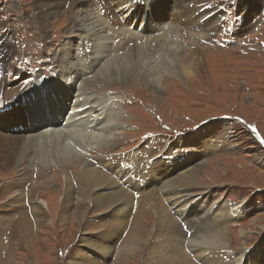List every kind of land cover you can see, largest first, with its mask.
<instances>
[{"label": "rangeland", "instance_id": "374dc122", "mask_svg": "<svg viewBox=\"0 0 264 264\" xmlns=\"http://www.w3.org/2000/svg\"><path fill=\"white\" fill-rule=\"evenodd\" d=\"M97 1L101 0H88L91 11H86L84 7L88 9V6L77 0L59 4H51L48 0H0V43L3 40L9 42L8 59L18 56L10 70L7 69L9 72L0 74V82H4V85L0 83V103L15 99L18 91L31 84L27 78L46 80L55 76L54 82L48 79L46 83L66 84L56 78L64 62L61 54L66 50L62 46L65 48L66 44L73 46V62L85 59L92 64V47L82 45L78 33L82 26L73 10L94 15L99 24L92 10ZM164 1L168 2L164 4L166 10L153 13L157 19L154 23L164 22L155 28L160 38H140L145 42L146 50L138 49L139 40L115 48L109 35L103 37V52H112L111 55L115 54L117 58L132 61L131 73L124 74L116 67L117 75L114 72L107 79L97 77L98 73L94 71L107 62L104 58L105 62L102 60L98 68L92 70L84 65H69L71 69L83 68L91 79H102L94 82L95 95L110 98L116 113L117 130L112 131L110 143L90 152L92 160L87 161L81 153L76 160L48 158L46 163L33 160L16 165V157L12 159L16 154L3 134L27 135L37 121L29 125L22 123L24 133H19L22 130L20 124L2 120L1 126L0 121V264H103L99 252L89 245L96 243L98 246L109 236H106L108 232L116 235L112 244L108 241L112 246L104 253H109L105 264H180L182 257L179 255L192 256L189 243L182 242L190 223L177 219L173 207L166 202V208L159 203L158 179L153 176L152 163H149L155 156L160 159L167 151L171 158L167 160L172 162L168 165L179 166V170L189 164V169H193L208 162L199 169L201 184L191 188L192 199L209 194L211 203L218 201L222 206L229 201L238 205L241 213L230 222L233 231L227 239L228 252L246 251L251 259L259 255L264 261V0H156ZM110 4L120 14H128L125 6L120 7L118 2ZM151 4L157 5L153 1ZM43 12L47 16L41 14ZM39 17L45 20L40 22ZM131 17L139 18V15L134 13ZM165 30L168 31L165 33ZM149 36L151 33L147 34ZM112 45L115 51H111ZM22 47L26 50L23 56ZM30 47L38 48L31 54L27 50ZM0 48L4 49V45ZM138 50L145 54L142 67L150 68L153 62L157 64L159 83H153L144 73L139 75L135 71ZM71 84H67L66 92L75 98L74 87L78 86ZM56 86L53 96H56ZM80 92L87 93L84 89ZM59 97L52 102L56 107L60 104ZM18 103L20 107L21 103ZM17 112H23L22 116L16 114L10 121L29 117L28 111L19 109ZM51 112L55 115L54 109ZM34 115L37 116L35 112ZM55 118L60 124L66 119L51 116L47 120ZM26 121L32 122L30 118ZM146 149L152 151L137 161L133 159L135 165L128 171L129 180L121 187L130 195L125 200L128 203L132 199L135 201L132 216L121 218L123 214H120L117 218L111 215L113 210L98 214L94 212V206H90L81 208L87 212L80 222L74 221L72 216L69 220L63 218L66 210L58 201H63V191L70 189L65 182L60 185L67 173L74 174L73 180H83L80 166L86 162L116 179V175L95 163L104 158L110 162L108 158L116 155L133 153L139 156ZM171 155L184 157L185 161ZM123 167L121 163L120 171ZM156 170L158 173L163 171L162 167H156ZM132 175L140 178L150 175L152 180L145 183V187L139 182L133 189L128 186L134 178ZM76 183L78 181L74 182L75 190ZM39 200H44L46 205H40ZM117 207L124 214L130 212L126 207L121 209L118 204ZM102 213H107L110 218ZM194 219L205 224L197 217ZM106 220H111L110 224H106ZM125 221L127 223L123 224ZM240 229L244 230L243 234ZM100 231L102 236L94 234ZM207 233L199 232V235ZM99 238L102 241H97ZM130 243L136 245L135 251ZM191 259L195 264H207L194 257Z\"/></svg>", "mask_w": 264, "mask_h": 264}, {"label": "bare ground", "instance_id": "6f19581e", "mask_svg": "<svg viewBox=\"0 0 264 264\" xmlns=\"http://www.w3.org/2000/svg\"><path fill=\"white\" fill-rule=\"evenodd\" d=\"M48 1L51 4H59L66 0H48ZM81 1H83V6H86V5L88 6V9L84 7L85 10L91 11L90 2H88V0H77V3H81ZM131 1L132 0H114L110 2L111 3L118 2L120 4V7L122 6L124 7V6H128ZM151 2L152 0L151 1L146 0V3L143 5V8L146 10L153 8V12L149 13L148 16L153 14L154 12L163 13L162 11L166 10V6H164V4L165 5L168 4V2L166 1H164L165 3L156 2L157 5L150 4ZM38 12L40 13V11ZM54 12L56 11L54 10ZM39 13L38 14L36 13V15H39ZM41 14H44L47 16L45 12ZM73 15L80 19V24L82 26V29L79 30L78 33H79V36L81 37L82 45L83 46L90 45L92 47V53H93L94 59L91 62L92 64L87 65V69L92 70L94 68H98L97 65L100 64L102 60L104 62L105 60H107V62L102 66V68H99L96 71H94L95 74L98 73L97 77L104 76L103 79H107V76L108 75L112 76L114 72H116V75H117V71H119L120 69L121 71L124 72V74L125 72L129 73V71L131 73L132 68L130 69V67L132 65L130 64H133L132 61H129L126 58L124 59L117 58L115 54L111 55L112 52L110 53L106 51L103 52L104 50L102 48V45H103L102 40H103V37L108 36V33L104 30V28L102 27L100 23L99 24L97 23V19L95 18V16L92 14L82 13L81 10L79 11L73 10ZM49 16L51 17V14H49ZM81 19H83L84 21ZM38 20L42 22L43 20H45V18L39 17ZM162 23L164 22L163 21H159L157 23L150 22V25L147 26V31L148 33H151V36L144 37V38H148V40H154V39L160 38V35L156 33L155 28L157 26L159 27L160 24ZM168 30H165V33ZM8 43L9 42L6 40H3L0 43V47L4 45V49L0 48V74L3 73L4 71L9 72L11 65L14 63V61L17 60V57H18V56L15 57V59L13 60L8 59L6 55V53L7 54L9 53ZM144 44L145 42L142 41L138 49L146 50L147 48H145ZM26 46L28 47L29 44L26 43ZM37 48L38 47H30V49H27V50L28 52L31 51L32 52L31 54H33V52L37 51ZM62 48L63 50L64 49L66 50V51H62V54H61V56L63 55L64 62L60 68L61 70L58 71V76L56 78H60L63 82L66 81L65 83L70 84L69 86H72L71 83H75L76 86H78L76 88L74 87L75 98H70L68 100V102H70V104L72 105V107H69V110L74 111V114L70 116H64L66 118L65 121H68L66 125L60 124V121L55 118V119L46 120L44 122L45 123L44 126H40V124L36 122L30 128L29 133L27 135L19 136L18 134H16L13 136V134H3L5 135L4 139H6L7 144L13 147V152L16 154L15 156H12V159L16 157V159L14 160L16 165L22 162L31 163V161L33 160L46 163L48 158L52 160L61 159L62 161L63 160L65 161L76 160L82 155L81 153H83L84 156L88 158L87 161L92 160V157H89L90 152L95 148L99 149L100 147L105 146L108 143H110L112 139L111 137L113 136L112 131H114V129L117 130L118 124H117L116 113L114 111L110 98H101L100 96H96L95 91L93 89L96 85V84L94 85V82H100L102 79L100 80L94 77H92L91 79V77H89L86 73L83 72L84 70L83 68L81 69V67L80 69L79 68L71 69L70 68L71 66L69 67L70 64L75 67L79 65L82 66V62H85L86 60L83 58L84 60L80 59L78 62H73L71 60V57H73L74 55L73 46L70 45L69 47L68 44H66V47L64 48L62 46ZM130 48L131 46L128 47V49ZM22 49H23V52H22V56H23L26 50L24 49V47H22ZM107 49H109L108 46H107ZM111 51H115L113 49V45L111 46ZM136 54H137V57L135 58V66H134L135 71L139 75L140 74L143 75L144 73V75L149 79V81L153 83H159L160 77L158 76V71L156 68L157 64L153 62L150 64L151 65L150 68L146 66L142 67L143 66L142 64H144V61L142 60L144 59L145 54H143L142 51H139V50L138 52H136ZM82 55H85V54H82ZM109 55L111 56L108 59H106V57H108ZM117 64L119 65L117 66ZM116 67H118L119 70H116ZM141 67H142V72L140 70ZM11 71H14V70H11ZM53 77L55 76H51L48 79H51V82H54L55 78ZM74 78L75 80H73ZM48 79L41 80L36 77L34 79H31L30 80L32 81L31 84L28 85L27 87H24L20 91H18L15 95L16 96L15 99L13 97L12 99L3 101L2 103H0V105L4 104L5 102L8 103L10 101L16 102V100L18 99L20 103L22 104L23 98L25 99L30 98L32 93L36 92V90L34 89H37L39 85H41L43 88H42V91L38 90L39 92H36V94L44 95L45 94L44 90H47V87H48V83H46L48 82ZM0 83H3L2 85H4V82H0ZM53 89L56 90L55 87H53ZM82 89L86 90L87 93L85 95L80 92V90ZM60 101H61V98L59 97L58 102ZM64 103L66 104V99H64ZM85 104L88 106H85ZM13 106L15 105L13 104ZM82 107H86V109H81ZM22 113L23 112H17L16 114L17 116H22L20 115ZM28 116L30 118H33L32 121L35 122L34 113ZM91 118L95 120L94 121L95 126L93 130L89 129V123L91 122L90 121ZM151 151L152 149H149V150L146 149V151L144 150L143 151L144 153L142 152L141 155L139 156L133 153L116 155L113 157L114 161H113V158L111 159L112 162L107 163L104 158V159L98 160L95 163L96 165H99L101 168L103 169L106 168L110 173L116 175L115 176L116 179H113L108 174H105L103 170L96 169L97 166L94 167L91 164H86V162H82L80 166L81 167L80 169H82L81 176H83V180H80V179L73 180L72 177L74 176V174L69 171L70 173H67L68 175H66L65 181L61 180L62 183L60 182V185L64 184L65 182V184H67V187L70 188L68 189V191L66 190L63 191L64 192L63 201H60V200L58 201L59 206L62 205L63 208H65L66 210L63 218L66 220H69L71 219V216H72L74 217V221L80 222L85 218L86 212H87V210H82L83 209L82 207H85L88 209L90 206H94V209H95L94 212H98V214L105 210H109V211L113 210L111 215L117 218H119L120 214H123L121 218L129 216V214L133 210L132 206L135 201L132 199V200H129L130 202L128 203V201H126L125 199H129L130 195L124 189L121 188L128 182L129 180L128 174H130L128 171H131L125 168L127 165L126 162L132 163L133 165H135L134 164L135 161H133V159H136L137 161L140 159V157L142 158V155L146 157ZM169 155H170L169 151L164 152L161 155L160 159H159L160 156H155L154 158L151 159L149 163L150 164L152 163L151 166L154 172L153 176L156 179H158L156 186H158L157 188L160 189V194L163 198L161 199V196L158 197L160 199L159 203L163 207H165L164 202H166L167 204L173 207L174 214L177 219H179L181 222L190 223V226L186 227V231H185V234L183 235L184 238L182 242L189 243V248L192 251V256H190L189 254L182 253L181 255H179L182 257V260L179 263L180 264H195L191 259L192 257H194V259L205 262L207 264H217L215 263L216 260L219 261L218 264H246L247 261H249V264H251V262H253V264H264V261H261L259 259V255L255 256L254 259H251L250 254L247 253L246 251L235 250V251L228 252L229 242H227V239L230 233L233 231L230 226V222L234 219V217L239 216L241 213V209L238 205H234L233 203H230L229 201L222 204V206L220 202L218 201L217 203H211V201L209 200L210 199L209 194H204L202 196L196 197L195 200L192 199L193 194H192L191 188L193 186H199L201 184L199 180V169L201 165L207 164L208 162L204 161V163L198 164L193 169L192 168L189 169V167L191 166V164L189 163H192V162H189L188 163L189 165H187L184 169L179 170L178 168L179 166H174V165L167 166L166 165V161H169L167 159H171ZM171 156L174 158H179V159L184 158L181 156H173V155ZM184 161H185V158H184ZM121 163L124 164L122 171H120L119 169V165ZM156 167H162L163 171L161 172L160 170L161 173H158L156 170ZM78 178H81V177L79 176ZM135 178L136 177L131 179V181H129L131 182L130 183L131 185H128L129 187L133 189H136V186L138 185L137 183L141 182ZM141 179L143 180V183H149L152 180V176L147 175ZM165 180H167V182L163 183ZM75 181H78V183H76L77 184L76 190L74 188ZM168 185L170 186V188L168 187ZM188 192H191V193L188 194ZM67 196L68 198L66 199ZM38 202L42 206L46 205L45 204L46 202L44 200L43 201L39 200ZM117 204L119 205L121 209L123 207H126L130 212H128L127 214H124L123 212H119ZM207 205H209V207H207ZM48 207L51 208L49 206V203H48ZM102 214H104L105 217L110 218V215H108L107 213H102ZM131 214H133V212ZM194 217H197L198 220L204 221L205 224H199V222L195 221ZM104 222L106 224H110L111 220H106ZM126 223L127 221H125L123 224H126ZM199 232L201 233L208 232V233L200 237ZM239 232L243 234L244 230L240 229ZM100 233L101 231L98 233L95 232L94 234H96V236H102V234ZM114 235L116 234L113 232H108L106 234L107 236L106 240L102 241L100 238L97 239V241L99 240L102 241L100 243L98 242L99 243L98 246H96V243L90 244L88 243L90 241L84 239L86 243L90 244L89 246H92L95 251L99 252V257L101 258V261L103 262V264H105V262L109 260L108 259L109 253L107 255H105L104 253L108 248L112 246L111 244H112ZM129 236L132 237L133 235L132 236L129 235ZM199 237H200V240L198 241L197 238ZM135 247L136 245L132 243L131 248L134 249ZM122 252L124 253L123 250ZM81 264H89V263H81Z\"/></svg>", "mask_w": 264, "mask_h": 264}]
</instances>
